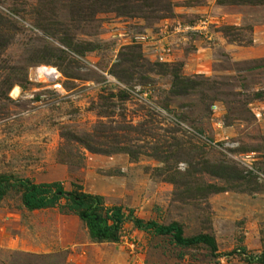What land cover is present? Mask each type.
<instances>
[{
	"label": "rangeland",
	"instance_id": "374dc122",
	"mask_svg": "<svg viewBox=\"0 0 264 264\" xmlns=\"http://www.w3.org/2000/svg\"><path fill=\"white\" fill-rule=\"evenodd\" d=\"M0 15L13 37L0 177L77 184L215 242L182 247L127 222L118 244L98 243L77 216L30 212L14 189L0 264L264 263V4L0 0Z\"/></svg>",
	"mask_w": 264,
	"mask_h": 264
},
{
	"label": "trees",
	"instance_id": "16d2710c",
	"mask_svg": "<svg viewBox=\"0 0 264 264\" xmlns=\"http://www.w3.org/2000/svg\"><path fill=\"white\" fill-rule=\"evenodd\" d=\"M251 2L257 5L264 4V0H218V5L244 6ZM8 26H11V22L0 15V55L6 52L13 40L11 33L6 34L5 29L8 32L11 30ZM229 36L233 35L228 34L227 37ZM7 83L8 86L12 85L11 79H8ZM176 85L182 87L179 81ZM14 189L21 192L22 204L30 212L60 207L66 211L64 213L77 216L86 226L91 239L98 243L118 244L125 224L132 222L137 229L154 231L158 236H171L182 247L202 244L215 247V242L208 236L183 237L178 224L162 226L154 222L144 223L145 221L135 219L132 212L127 213L123 208L109 207L104 197L86 193L82 186L77 184H74L73 189L68 192L62 182L36 184L30 180L2 176L0 177V203ZM63 201L65 205L61 206ZM261 262L264 264L263 261Z\"/></svg>",
	"mask_w": 264,
	"mask_h": 264
},
{
	"label": "built area",
	"instance_id": "2783aa9c",
	"mask_svg": "<svg viewBox=\"0 0 264 264\" xmlns=\"http://www.w3.org/2000/svg\"><path fill=\"white\" fill-rule=\"evenodd\" d=\"M140 40H143V42H145L146 38L145 37H140V38L137 39V42L139 43ZM160 59H161V61H164V57L163 56H161ZM55 74L56 73H53V78H55V76H56ZM56 82H58V79H54V83H55L54 87H56V88L58 87V89L61 88L59 84H56ZM259 116H261V115H259Z\"/></svg>",
	"mask_w": 264,
	"mask_h": 264
}]
</instances>
